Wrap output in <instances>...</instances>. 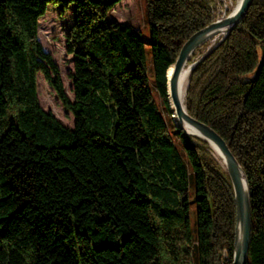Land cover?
<instances>
[{"label": "trees", "instance_id": "obj_1", "mask_svg": "<svg viewBox=\"0 0 264 264\" xmlns=\"http://www.w3.org/2000/svg\"><path fill=\"white\" fill-rule=\"evenodd\" d=\"M121 1L0 0V264H232L228 173L166 116L167 72L218 0H145L149 62L141 31L109 19ZM49 5H75L73 100L39 39ZM39 74L72 129L41 107ZM185 102L246 173L247 264H264V0L193 68Z\"/></svg>", "mask_w": 264, "mask_h": 264}, {"label": "water", "instance_id": "obj_2", "mask_svg": "<svg viewBox=\"0 0 264 264\" xmlns=\"http://www.w3.org/2000/svg\"><path fill=\"white\" fill-rule=\"evenodd\" d=\"M252 3L253 0H242L236 12H232L228 16L218 19L194 33L183 45L173 65V73L169 80L176 114L180 122L187 125L191 129V132L188 133L185 129L175 126L183 129L188 135L198 137L208 142L222 159L225 170L230 178L236 206V231L232 264H247L248 261L252 237L251 192L248 178L239 161L232 153L229 145L220 134L209 125L197 120L188 113L186 103L180 99L178 87L182 72L185 68L190 67L192 71V69L209 53L204 54L196 63L190 64L189 62L196 50L213 39H219V43L214 46V48L224 42L231 31L236 28L245 17Z\"/></svg>", "mask_w": 264, "mask_h": 264}, {"label": "rangeland", "instance_id": "obj_3", "mask_svg": "<svg viewBox=\"0 0 264 264\" xmlns=\"http://www.w3.org/2000/svg\"><path fill=\"white\" fill-rule=\"evenodd\" d=\"M218 3L219 6L216 13V20L228 16L237 6V0H218ZM145 14V0H123L111 11L109 19L130 23L136 29L141 31L142 36L146 41V55L149 62L151 59V48L149 45V27L146 22ZM74 20L75 5H71L63 17L59 15L58 6L49 5L46 14L39 19V31H41L39 33V39L42 47L44 51L52 56L54 62L56 63L60 71L66 93L72 100L74 99V94L72 92L71 76L74 73V64L72 56L68 55L66 51L65 34L74 23ZM218 43L219 39L208 41L204 47L197 51L196 57L190 64L199 61L204 54L210 52ZM37 85L38 99L41 107L47 112H52L64 126L72 129L74 127V117L72 113L62 105L52 86L44 80V77L41 74L38 75ZM215 156L221 160V163L223 164L219 155L217 154ZM194 211L195 208L192 206V223L195 222ZM224 256L227 257V252Z\"/></svg>", "mask_w": 264, "mask_h": 264}, {"label": "bare ground", "instance_id": "obj_4", "mask_svg": "<svg viewBox=\"0 0 264 264\" xmlns=\"http://www.w3.org/2000/svg\"><path fill=\"white\" fill-rule=\"evenodd\" d=\"M241 3H242V0H237V6H236V8H235V10L233 12L237 11V9L241 5ZM172 73H173V66L170 67L168 72H167V81H168L167 82V85H168V88H167V103H168V109H169L167 116L173 122V125L181 127L183 129H185L188 133H190L191 129L187 125L182 124L180 122L177 114H176L175 106H174L173 99H172V96H171L170 85H169V80H170V78L172 76ZM190 73H191V68L190 67H186L185 70L182 72V75H181V78H180V81H179L178 91H179L180 99L183 102L186 101V94H187L186 92H187V88H188V83L190 82Z\"/></svg>", "mask_w": 264, "mask_h": 264}]
</instances>
